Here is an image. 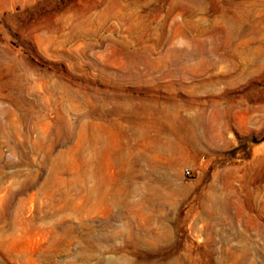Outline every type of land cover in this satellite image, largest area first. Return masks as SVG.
Instances as JSON below:
<instances>
[{
    "label": "rangeland",
    "instance_id": "1",
    "mask_svg": "<svg viewBox=\"0 0 264 264\" xmlns=\"http://www.w3.org/2000/svg\"><path fill=\"white\" fill-rule=\"evenodd\" d=\"M0 264H264V0H0Z\"/></svg>",
    "mask_w": 264,
    "mask_h": 264
},
{
    "label": "built area",
    "instance_id": "2",
    "mask_svg": "<svg viewBox=\"0 0 264 264\" xmlns=\"http://www.w3.org/2000/svg\"><path fill=\"white\" fill-rule=\"evenodd\" d=\"M185 173H186L187 175H191V174H192L190 169H186Z\"/></svg>",
    "mask_w": 264,
    "mask_h": 264
}]
</instances>
